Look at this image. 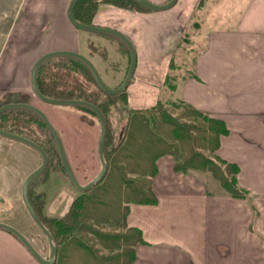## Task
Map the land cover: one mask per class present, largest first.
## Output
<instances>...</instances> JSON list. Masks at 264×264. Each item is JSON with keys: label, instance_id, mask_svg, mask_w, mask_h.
Returning <instances> with one entry per match:
<instances>
[{"label": "crops", "instance_id": "0c3cea01", "mask_svg": "<svg viewBox=\"0 0 264 264\" xmlns=\"http://www.w3.org/2000/svg\"><path fill=\"white\" fill-rule=\"evenodd\" d=\"M70 1L64 0L63 6L53 9L54 14L51 12V16L43 18L35 17L31 6L30 16L34 17L17 19L10 28L6 43L18 44L26 37L30 41L38 39L34 27L45 28L44 37L48 30L58 37L51 47L32 58L17 61L15 66V61L12 63L3 55L8 44L2 49L0 98L20 92L33 97L32 67L41 55L53 50L84 54L113 87L122 80L129 59L123 42L113 34L87 31L98 36L90 44L97 39L95 42L117 48L119 54L103 56L91 45L89 48L80 29L69 20L68 6L64 4L69 5ZM195 1L192 0L191 10H195ZM248 4L237 31L213 33L209 37L207 49L198 57L196 77L183 79L181 99L226 122L230 133L221 136L217 154L239 166V184L250 194L245 198L234 197L211 172H179L175 169L174 155H161L153 176L157 202L132 203L126 216L127 226L140 229L143 236V241L135 246L131 264H264V15L259 17L264 11V0H249ZM185 13L186 8L143 11L105 3L99 6L93 24L125 33L137 50V66L127 88V104L133 109H147L162 100V88L169 87L166 71L168 66L171 68L167 44L174 38V35L169 37L165 27L171 22L170 32L178 26L182 28ZM255 17L259 20L254 21ZM174 45L178 46L176 41ZM157 50L166 53L152 58L155 56L152 51ZM64 60L71 66L82 65L79 59L66 55L51 57V65ZM177 88L175 84L170 89ZM31 103L43 108L53 121L52 113L46 108L33 99ZM77 106L80 111H88ZM92 126L77 136L72 135L75 130L71 126L72 133L59 131L77 179L87 177L84 170L96 172L102 165L96 145L98 136ZM78 140L81 145L77 144ZM34 158L39 159L38 154ZM63 199L60 195L54 203H62ZM34 247L43 257H50V246L48 253L45 245L42 250ZM0 264L42 263L14 233L0 227Z\"/></svg>", "mask_w": 264, "mask_h": 264}, {"label": "trees", "instance_id": "16d2710c", "mask_svg": "<svg viewBox=\"0 0 264 264\" xmlns=\"http://www.w3.org/2000/svg\"><path fill=\"white\" fill-rule=\"evenodd\" d=\"M100 2L128 8L139 5L144 10H151L135 0H77L73 8L75 18L83 23L93 24V9ZM128 51L130 60L127 68L131 61L130 49ZM44 63L46 61L39 66L37 72V84L44 95L88 100L98 105L107 119L104 153L107 171L96 185L73 201L64 216L61 218L45 216L44 194L29 191L36 212L51 231L57 246L53 264H67V250L73 249L71 243L79 248L77 251L82 257L81 264L132 263L135 259V246L143 241V236L140 229L127 226L126 216L132 203L157 202L153 190V176L157 171L156 161L161 155L167 153L174 155L175 169L179 172L186 173L190 170L211 172L232 196L240 198L249 196L250 191L239 184V166L217 154L221 136L230 133L223 119L212 117L208 112L182 99L158 100L154 106L147 109H130L120 139L115 144L106 108L90 96L76 93L78 86H73L74 89L70 90L59 88L58 85L62 82L53 80L52 74L50 78L48 71L43 72ZM170 66L175 68L173 60ZM86 67L88 68L87 65ZM53 70L51 69V73ZM172 78L170 74L167 76V83L171 89L175 87V84L170 82ZM127 88L118 94L125 104L128 103ZM85 108L98 117L95 111ZM24 113L30 115L28 121L38 128L36 136L34 133L30 135L24 132L25 128L21 126ZM0 127L39 143L48 152L51 165L60 164L65 170L58 146L51 143V137L54 140V135L49 130L47 135L39 132L40 128H49L42 117L34 111L26 108H9L0 113ZM108 224L113 226L108 228ZM86 234H91L96 240L87 237Z\"/></svg>", "mask_w": 264, "mask_h": 264}, {"label": "rangeland", "instance_id": "374dc122", "mask_svg": "<svg viewBox=\"0 0 264 264\" xmlns=\"http://www.w3.org/2000/svg\"><path fill=\"white\" fill-rule=\"evenodd\" d=\"M63 1L64 0H0V54L2 49H5V46L8 44L7 50H5L6 53H3V55L6 56V60L8 61L12 63L15 61V66L17 61L25 60L24 58H32L46 50L47 47H51V45L54 43V39L58 37L57 34L54 32L51 33V31L48 30L45 32L44 37L42 35L45 28L39 27L32 28L34 33L39 34V37L36 40L30 41L29 37H26L25 40L28 39V42H25V40L24 42L21 41L18 44L14 41H10L9 43L6 42L7 38L11 34L10 28L15 25L17 19L19 20L26 17H34L30 16L31 6L34 8L33 10L35 11V17L43 18L46 16H51V12L54 14L53 9L56 6H63ZM168 1L169 0H163L161 3H166ZM200 1L201 0H197L194 2L195 10H191V6L193 4L192 0H178L177 3L171 7L186 8V13L184 26L182 28L178 26L176 30L170 32L173 29L171 22H169L165 27L169 32V37L174 35V38L169 39L167 44L168 50L166 51L168 53V61L173 59L175 64V68H169L168 66L166 73L168 75H172L173 78L170 82L177 84L178 88L171 90L168 86L163 87L160 96L162 100L181 99L184 87L183 79L196 77L195 69L198 57L207 49L209 37L213 33L237 31L239 29V23L241 22L240 20L246 12L248 5H250L248 4L249 0ZM104 3L114 5L112 3L100 2L98 6H94L93 22L99 6ZM64 6H68V3L64 4ZM121 8L151 11L144 10L139 5H133L130 8ZM34 13H32V15ZM263 15L264 11H261L259 13V17L261 16L262 18ZM257 20L259 19L255 17L254 21ZM80 34L83 37V41L86 42L89 48L91 45L92 49L97 51L99 54H102L103 56L113 54V57H116V55L119 54L117 48L112 49L107 45L101 44L100 42H95L97 39L90 44V40L98 37L97 35L87 33V30L82 29H80ZM121 41L123 42V47H125L124 49L127 52L126 54H128L129 63V48L123 40ZM174 41L177 42L178 46L174 45ZM166 51H152L155 54V56L152 58H159V56H163ZM47 60L50 61L47 62ZM47 60L46 63L43 64L42 70L43 72L48 71V76L50 78L52 74L53 80L62 82V84L58 85L59 88L70 90L74 89L73 86H78L77 91H75L76 93H80L82 96L86 97L90 96L91 98L95 99L96 102L102 104L106 108L107 118L114 132L116 144L120 139V135L122 134L130 114V109L132 107L129 104H125L118 94L105 93L96 83L91 71L87 67L85 68L86 65L83 64V62L80 61L82 65L75 64L71 66L68 64L69 62L64 60V62L56 61V63H54L55 65H51V57H49ZM115 61L116 64H119L118 59H115ZM128 63L126 64V68L123 69L122 79H124L127 74L129 68H127ZM161 67L163 72V64ZM51 69H54L52 73ZM81 70L83 71V74H81ZM108 85L111 86L110 84ZM15 94L8 93L4 97H1L0 104L3 105L5 103L19 101L31 103V100L33 99L35 103L41 104L44 108H46L49 111V114L52 113L53 121H50L53 123V125H55L58 131H69L72 133L73 131L70 129L71 126L73 130H75L72 133L73 136H77V134L79 135L83 131L85 132L89 129V126L93 125L92 127L98 136L96 145L99 147L100 121L93 112L89 110L87 112L80 111L77 105L48 104L35 95L30 97V95L27 93L20 92ZM28 118H30V115L24 113L21 126L25 128L24 132L30 135L34 133L36 136L38 128L32 125L28 121ZM67 119H71L69 123L67 122ZM48 130L49 129L43 127L39 129V132L47 135ZM51 143L55 145V138L53 140L51 137ZM77 144L81 145L79 140L77 141ZM34 156H37V153L29 145L0 135V222L8 223L14 227L16 226L17 229L19 228L22 233L30 240V242L34 243V245L39 249L42 250V245H45L46 252L48 253L50 245L47 235L40 228V226L36 224L29 214L22 195V185L24 179L32 171L31 169L40 162L39 159L34 158ZM101 168L102 165L100 164L96 172L84 170L85 173H87V177H81L80 179L78 178L79 182L83 183L82 185L89 183L95 176H97ZM68 177L69 176H67V173L64 171V169H62L60 164H54L53 169L51 168L42 174L40 173V175H37L30 183V193L32 192L36 194V192L39 193L41 189L46 190V196H44L46 203L43 208V214L45 216L50 218H61L68 212L73 201L83 193V191L78 190L72 184ZM68 189L70 190L68 191ZM60 195L63 196L64 202L54 203L56 198ZM107 226L110 228L113 225L108 224ZM87 237H91V239H93L91 234H88ZM70 246L73 249L67 250L68 260H66V263L81 264L82 257L79 255V251H77L79 248L74 247V243H71Z\"/></svg>", "mask_w": 264, "mask_h": 264}, {"label": "water", "instance_id": "95a60500", "mask_svg": "<svg viewBox=\"0 0 264 264\" xmlns=\"http://www.w3.org/2000/svg\"><path fill=\"white\" fill-rule=\"evenodd\" d=\"M135 1H137L138 3L142 4L143 6L149 8L151 10H165V9H169V8L173 7L177 3L178 0H169L166 3H157V2H153L151 0H135ZM76 2H77V0H71L70 1L69 5H68V9H67V15L69 17V20L77 28H80L82 30L92 31V32H105V33L113 34V35L119 37L121 40H123L125 42V44L128 46V48L130 49V52H131L130 66L128 68L127 74H126L123 82L118 87H111L104 81V79L100 75L99 71L97 70V68L95 67L93 62L84 54H82L80 52H76V51H71V50H53V51H50V52H47V53L41 55L35 61L34 65L32 67V71H31V83H32V89H33V92L35 93V95L44 102H47L50 104H56V105L68 104V105L84 106V107H88V108L92 109L93 111H95L97 113L99 120H100V126H101V132H100V138H99V156L101 159L102 168H101L100 172L89 183H87L85 185H82L79 182V180L77 179V176H76V174L72 168V165H71V163L67 157L65 146H64V143H63V140L61 138L59 131L56 129V127L50 121L46 112L44 110H42L41 108L37 107L36 105H34L32 103H28V102H22V101L9 102V103H6V104H3L0 106V113H2L3 111H5L9 108H26V109L32 110L35 113H37L38 115H40L42 117V119L44 120V122L46 123L49 130L52 132V134L55 137V140H56L58 148H59L60 156L62 158V162H63V165H64L66 171H67L69 179L71 180L72 184L78 190L84 192V191L90 190L94 185H96L104 177V175L107 171V162H106L105 154H104L105 153V139H106V134H107L106 116H105L103 110L98 105H96L95 103L90 102L88 100L79 99V98H53V97H49V96L44 95L40 91L38 84H37L38 68L49 57L60 56V55L72 56V57H75L77 59H80L81 61H83L88 66V68L90 69L96 83L99 85V87L102 90H104L106 93H109V94H119L129 86L130 81L133 78V75H134V72L136 69V65H137V50L135 48L134 43L131 41V39L125 33L121 32L115 28L97 26L95 24H86V23H83V22L79 21L78 19H76L74 14H73V8H74V5L76 4ZM0 135L7 137V138L17 140V141H20V142H23V143L37 149L42 154L43 161H42L41 165L39 167H37L36 169H34L33 171H31L26 176V178L24 179V182L22 185V195H23V200H24V203L27 207L29 214L31 215L33 220L38 224V226H40V228L47 235V238H48V241L50 244V249H51L50 250V257L48 259L43 257L40 254V252L33 246V244L30 242V240L16 227H14L8 223H5V222H0V227L5 228V229L11 231L12 233H14L23 242V244L27 247V249L31 252V254L39 262H41L42 264H53L55 262V256H56V252H57V246L54 242V237H53L51 231L43 223L42 219L40 218V216L36 212L32 202H31L30 196H29V185H30L31 181L37 175H39L41 172H43L46 169V167L48 165V155H47L45 149L40 144H38L37 142H35V141H33V140L23 136V135L4 130L1 127H0Z\"/></svg>", "mask_w": 264, "mask_h": 264}, {"label": "flooded vegetation", "instance_id": "af4514ba", "mask_svg": "<svg viewBox=\"0 0 264 264\" xmlns=\"http://www.w3.org/2000/svg\"><path fill=\"white\" fill-rule=\"evenodd\" d=\"M75 58V57H74ZM80 60V59H79ZM35 94V93H34ZM40 99V98H39ZM47 103V102H46ZM6 104V103H5ZM48 104H50V103H48ZM38 107V106H37ZM40 108V107H39ZM43 110V109H42ZM47 114V113H46ZM55 138V137H54ZM57 143V142H56ZM39 144V143H38ZM42 146V145H41ZM58 146V145H57ZM31 147V146H30ZM43 147V146H42ZM33 148V147H32ZM44 148V147H43ZM35 151H36V153L38 154V156H39V163L37 164L38 166L37 167H39L40 165H41V163H42V161H43V157H42V154L37 150V149H35V148H33ZM45 149V148H44ZM59 149V148H58ZM66 150V149H65ZM46 151V150H45ZM46 153H47V155H48V165H47V167H46V169L43 171V172H41V174L42 173H44V172H46V171H48V169H53V166L51 165V162H50V156H49V154H48V152L46 151ZM60 154V153H59ZM67 154V153H66ZM68 157V156H67ZM60 158H61V156H60ZM61 161H62V158H61ZM36 167V168H37ZM35 168V169H36ZM65 168V167H64ZM63 169V168H62ZM55 171H57L56 169H54ZM66 173H67V171H66V169L64 170ZM59 172V171H58ZM40 175V174H39ZM67 176H68V174H67ZM69 178V177H68ZM32 182V181H31ZM39 192H42L43 194H44V196H46V192L44 191V190H41V191H39ZM36 193H38V192H36ZM30 196V195H29ZM32 202V201H31ZM45 203H46V200H45Z\"/></svg>", "mask_w": 264, "mask_h": 264}]
</instances>
